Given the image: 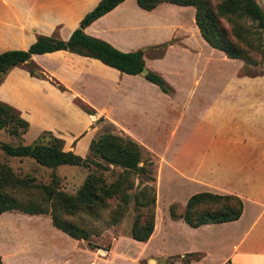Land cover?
Listing matches in <instances>:
<instances>
[{"label":"crops","instance_id":"crops-1","mask_svg":"<svg viewBox=\"0 0 264 264\" xmlns=\"http://www.w3.org/2000/svg\"><path fill=\"white\" fill-rule=\"evenodd\" d=\"M99 1L0 0V54L25 51L39 36L68 40ZM194 15L191 6L161 3L145 11L136 0H125L84 30L88 36L121 52L141 50L143 59L147 52L160 50L149 57L152 64L144 61L145 68L162 77L171 87V94L163 93L142 74L127 75L98 60L56 51L33 55L31 61L43 75L63 85L66 92L59 93L48 81L31 77L25 65H19L2 77L0 102L19 111L29 123L24 138L33 122L29 104L39 103L41 93L50 91L66 100L68 107L78 110L79 116L85 118V126L76 132L43 127L34 140L48 131L63 138L67 151L83 156L95 137L97 120L103 118L154 154L162 176L159 188L163 181L171 186L184 183L189 193L184 204L191 196L203 192L239 198L243 210L238 220L192 229L199 233L216 228L224 231L212 237V243L223 253L218 264H264V74L241 75L236 69L227 74L225 65L237 60L228 59L207 44ZM259 80L263 85H259ZM20 84L26 93L21 91ZM89 94L103 95L106 110L95 107ZM179 96L184 97L179 103L186 117L194 100L197 103L184 131L180 127L185 115L179 114L172 125L165 127L159 119L162 99L177 109L178 103L172 100ZM77 100L93 106L90 107L96 114L84 113L76 105ZM149 142L159 148H152ZM159 200L157 192V218ZM49 220L48 215L42 214L16 211L1 214L3 264L7 258L15 264H83L76 252L67 253L65 246L54 238L61 231L53 225L54 229H50ZM154 235L155 231L145 246L153 241ZM81 242L84 241L74 243L75 251L79 252ZM209 244L192 241L184 251L173 255L179 258L188 255L190 261L172 264H201L210 253Z\"/></svg>","mask_w":264,"mask_h":264},{"label":"trees","instance_id":"trees-1","mask_svg":"<svg viewBox=\"0 0 264 264\" xmlns=\"http://www.w3.org/2000/svg\"><path fill=\"white\" fill-rule=\"evenodd\" d=\"M124 1L100 0L95 8L83 17L79 27L66 41L55 37L39 36L35 43L25 51L12 50L1 53L0 81L14 67L28 65V73L31 77L46 80L61 92H66V88L56 80L49 79L43 74L36 76L32 68L34 64L31 57L33 55L56 51H68L98 60L103 65L127 75H140L145 69L143 51L121 52L109 43L90 37L84 32L87 26ZM136 2L138 7L145 11H151L161 3L195 7L194 22L201 37L209 46L224 53L228 59L240 60L246 65H255L256 62L252 61L248 52L228 38L219 24L217 14L209 8L206 1L136 0ZM219 11L232 16L239 15L240 11L251 21L257 23L259 28L264 29V14L255 0H228ZM144 78L156 85L163 93H172L171 87L165 80L152 71L147 70ZM75 103L84 113L96 114L93 108L81 100ZM4 129H8L11 136L22 137L29 129V123L20 116L16 109L0 102V131ZM0 149L8 157L30 158L38 165L52 170L60 166L95 168V172L86 176L77 193L71 197L59 191L55 192L51 185L36 183L33 177L21 178L5 163H0V215L12 211L30 215H48L56 229L74 240L86 241L90 249H98L88 242L91 234L85 228L60 219L55 209L59 208L70 215L83 212L98 219L100 211H105L110 201L116 199L118 203L111 213L112 223L115 224L122 218L126 207L132 200L138 212L131 227V238L136 242L147 243L152 236L155 226L156 188L154 183L156 180L148 177L150 185H145L132 196L129 194V191L134 189L133 176L139 177L147 173L142 162V147L130 137L107 134L93 139L89 144L86 157L64 150V140L48 131L42 132L30 145L12 146L2 143ZM95 157L99 158L102 163H97L94 160ZM140 164L142 166H139ZM111 167L121 171L112 182L108 183L103 172L109 171ZM47 203L51 204L52 210L44 208ZM175 209V204L169 208L171 220H183L190 228H199L204 225L238 220L242 214L243 203L234 196L203 192L188 199L183 214H176ZM0 264H3L1 256Z\"/></svg>","mask_w":264,"mask_h":264},{"label":"rangeland","instance_id":"rangeland-1","mask_svg":"<svg viewBox=\"0 0 264 264\" xmlns=\"http://www.w3.org/2000/svg\"><path fill=\"white\" fill-rule=\"evenodd\" d=\"M203 1H206L209 8L217 14L219 24L226 32L228 38L235 44H237L238 47L246 50L252 61L256 62L255 65H246L243 61L234 60V64L227 63L225 65L226 73L228 74L232 72L233 69H236L240 71L241 75H254L257 77L262 76L264 74V29L259 28L257 23L251 21L247 16L240 13V11L238 12L239 15L235 16L220 13L219 9H221V7L228 0ZM255 1L260 6L264 14V0ZM193 8L196 11L195 7ZM159 52L160 50L147 52L146 55H144V61L147 64H152L149 60V57L155 56L159 54ZM39 61L42 62V60L40 59ZM34 65H32V68L35 71V75L40 76V74H42L41 70L36 65ZM25 68H27L28 70L29 66L25 65ZM259 85H263L260 80ZM20 86L21 91L25 92L23 84H20ZM50 86L59 93L61 92L51 83ZM38 98L39 103L35 101L29 104V114H31V116L33 117V122L30 131L26 134V137L23 138V136H11L8 129L1 130L0 147L2 143L10 144L12 146L30 145L37 139L36 138L34 140V137L38 134L40 128L43 127L47 129L49 128L53 131L55 129H69L72 132H76L78 130H81L85 126V118H83V116H79V113L77 112L78 110L68 107L65 104L66 100H64L61 96H56L52 92L45 90L44 95H42L41 93ZM90 98L95 107L99 108L102 111L106 110V103L103 95H92ZM180 99L182 100L184 99V97L179 96L178 98H175V100H172L175 101V103H178L177 109L176 105H168L166 104L167 102H165L166 100L162 99L161 107L160 109H158L160 114L159 119L162 121L163 127L172 125L175 117L179 116V114H182L183 116L185 115L184 118L186 117L183 106L180 107ZM196 104V100H194V102L192 103V108L190 109L191 112L188 114L190 118L193 109L197 108ZM188 116L182 121V125L180 127L181 131H184L185 129ZM96 128L97 130L95 132L94 139L107 134L127 136L122 131L119 132L118 128H115L103 118L102 120H97ZM137 143L142 147V162L144 163V167L147 173L139 177L133 176L132 180L134 183V189L129 191V194L132 196L136 191H138L145 185H150L148 177H153L156 180L154 183V186L156 188V198L157 192H159L160 200L158 208V218L155 216V235L153 241L145 246V243L136 242L131 238V227L138 212V210L135 209L134 202L132 200L126 207L125 213L119 220V222L115 224L112 223L111 213L113 210H115L118 203V200L116 199L110 201L109 206L105 211H100V216L98 219H94L93 217H90L83 212L70 215L59 208L55 209V207H53L56 210V215L60 219L68 220L72 223H75L81 228H85L91 234L88 242H90L98 249H89V247L87 246V242L84 241L81 242V248L78 252V250L75 251L74 244L77 241L69 238L61 232H58L57 237H53L58 240V243L65 246V248L67 249V253L69 252V254H73L74 252H76V256L80 257V261L83 264H149L152 261L157 262V264H172L177 261L188 262L190 261L188 255H186L184 258H179L178 256L173 255L178 254V252L184 251L192 241H194L195 243H211L208 245V250L210 253L206 258L203 259L201 264H218L220 262L219 260L222 258L223 253L220 248L212 243V237L215 238L217 235L224 233V231L216 228L215 230L199 233L197 230L188 227L183 222V220H171L169 216V208L172 204L176 205V214L181 215L184 213L186 205V203L184 204V202L186 200L185 197L187 196V194H189L187 191L188 189L186 188L184 183H181L180 185L176 183L172 184L171 186L167 182L166 183L168 185H166L165 181L162 182L159 188V181L160 178L162 179V176L158 170L159 167L157 159L150 150H147L141 143ZM147 144H149L154 149L159 148L156 143L149 142ZM64 150H67L65 147V143ZM85 151L86 150H84L83 152V156L79 154L77 155L86 157L88 153L86 154ZM94 160L97 163H102L99 158L95 157ZM0 163H5L14 171V173L19 175V177L21 178L33 177L36 183L51 185L55 192L59 191L71 197L77 193L86 176L89 173L95 172L94 167H92L91 169H86L77 166H60L56 170H52L38 165L34 160L30 158H10L6 156L1 149ZM139 166H142V164H140ZM120 171L121 170L118 168L111 167L109 171L103 172V175L106 178V181L110 183L115 179ZM55 175L56 178H54ZM44 208L52 210L50 203H47ZM49 224L50 229H54L50 220ZM64 239L65 241H63ZM105 251H107V253ZM110 251L112 252L110 253ZM5 264L15 263L13 260L7 258V260H5Z\"/></svg>","mask_w":264,"mask_h":264},{"label":"water","instance_id":"water-1","mask_svg":"<svg viewBox=\"0 0 264 264\" xmlns=\"http://www.w3.org/2000/svg\"><path fill=\"white\" fill-rule=\"evenodd\" d=\"M146 73H147V69L145 68L142 70L141 74L144 76Z\"/></svg>","mask_w":264,"mask_h":264},{"label":"built area","instance_id":"built-area-1","mask_svg":"<svg viewBox=\"0 0 264 264\" xmlns=\"http://www.w3.org/2000/svg\"><path fill=\"white\" fill-rule=\"evenodd\" d=\"M107 253V251H105Z\"/></svg>","mask_w":264,"mask_h":264}]
</instances>
